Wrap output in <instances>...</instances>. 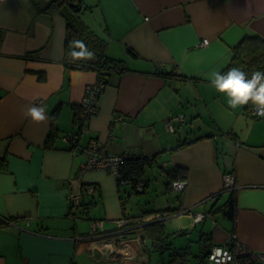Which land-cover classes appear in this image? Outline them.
I'll return each instance as SVG.
<instances>
[{"label": "crops", "instance_id": "0c3cea01", "mask_svg": "<svg viewBox=\"0 0 264 264\" xmlns=\"http://www.w3.org/2000/svg\"><path fill=\"white\" fill-rule=\"evenodd\" d=\"M50 1L0 0V30L5 34L0 41V264H153L151 251H146L152 245L142 238V226L125 225L129 240L124 247L117 242L124 232L118 220L149 212L157 217L161 212L156 211L168 208L173 209L164 218L168 234L184 235L188 227L196 232L205 224L196 233L200 250L190 246L194 256L174 264H202L203 233L211 235L214 246H222L236 232L252 252L264 253V118L256 119L244 105L231 108L207 79L232 62L241 40L264 39V0L75 1L89 29L106 41V53L131 70L112 76L88 132L80 135L74 107L81 105L97 73L65 67V19L58 13L38 14L35 6ZM204 40L209 44L199 47ZM157 71L170 76L162 78ZM40 104L46 106L49 121L22 116V110ZM179 113L185 118L180 123L185 124V140L171 131ZM52 123L58 130L53 147L46 148ZM69 133L81 147L98 139L109 156L159 154L146 171L164 157L161 172L184 167L188 185L175 192L179 196L171 207L146 204L140 214L130 215L122 189L132 185L119 188L117 177L104 171L86 172L79 180L87 157L78 148L69 150ZM146 171L144 188L142 183L137 187L141 193L148 186ZM230 173L238 186L231 217L222 207L233 193H223L228 199L222 207L219 195L223 177ZM74 192H81V206L69 203ZM99 199L105 215L96 219L91 207ZM220 212L225 220L218 223L215 214ZM201 214L206 218L198 221ZM181 217L190 223L173 221ZM209 219L215 221L211 226ZM94 221L101 223L96 235Z\"/></svg>", "mask_w": 264, "mask_h": 264}, {"label": "trees", "instance_id": "16d2710c", "mask_svg": "<svg viewBox=\"0 0 264 264\" xmlns=\"http://www.w3.org/2000/svg\"><path fill=\"white\" fill-rule=\"evenodd\" d=\"M77 0H52L49 2L47 6H40L35 5L37 8V13H58L66 22V39H65V49H64V64L69 70H82L85 72H96L97 78L103 80L105 84H109L111 78L115 74H124L128 73L130 70L124 64V61L118 58H113L106 53V41L101 40L97 34L93 30H90L89 27L84 23L83 19L81 18V11L80 4L76 5V8L71 7V3H75ZM82 3V0H78ZM76 4V3H75ZM5 37L4 31L0 30V41H2ZM73 40H82L85 46L95 54L94 59L90 60H75L69 57V52L72 50L70 49L69 45L70 42ZM39 51H34L32 53L39 54ZM27 59H31V55L26 56ZM41 60L40 58H38ZM232 62L225 68L224 71L226 72L231 67H238L241 68L243 71L247 73H251L253 71H264V39L261 37L256 36H248L241 40L234 49ZM155 75L165 78L170 76L169 73L163 72H155ZM186 79V76H182ZM44 79V75L40 73V80ZM246 110L249 111L256 119H262L264 116H255L253 114L254 106L249 102L247 105H244ZM74 124L78 127L79 132L77 133L80 135L84 129L85 125V118H81L82 107L81 105L74 107ZM59 112V107L55 110L51 117L53 121L58 117L57 114ZM96 115V113L94 114ZM88 124H86L87 127ZM88 128V127H87ZM58 128L52 123L50 127V131L46 138L45 147L52 148L53 139L56 136ZM183 146V145H181ZM179 147L178 149L182 148ZM70 151L73 150V147H70ZM159 154L154 156L153 158L143 157L142 155H138L136 153L129 154L128 158L124 160L121 164L119 169V176L117 177V186L122 187L123 183H129L133 186V190L136 193H141L137 190L138 185L143 182V178L145 176L146 167L148 164L151 163L152 160H155ZM166 175L169 177L168 180L165 182L166 188L170 190V186L174 181H182L184 178H187L188 171L184 167H172L168 170H165ZM143 188L144 184L142 183ZM140 186V185H139ZM223 190V187H222ZM222 190L219 192V195H222L224 192ZM78 193V192H75ZM230 200L224 204L222 207L223 212L226 216H232V209L235 207V192L231 190ZM81 194V192H80ZM93 196V194H90ZM217 195L216 197H219ZM161 212V213H160ZM173 212V209H164L160 211H156L157 218L148 220V222L143 223L142 229L140 230L142 237L148 242H151V247L147 245L146 251H151V249H155L161 253V255L165 251H169L170 258L166 264H174L175 260L180 258L182 260H187L188 257L194 256L190 252V246L182 249L173 248L171 249L172 245L169 242L171 235L166 232V224L164 222V218L169 216ZM154 213V212H153ZM155 213V214H156ZM150 214V212L148 213ZM147 213L141 216H149ZM206 218V216H205ZM129 220H139V217H127ZM3 222L0 220V225ZM139 228V227H138ZM138 230V229H137ZM126 233V232H125ZM127 235V234H126ZM170 235V236H169ZM211 235L203 233L200 241L202 244L201 251L199 257L204 258L202 260V264H205L206 259L208 257V252L214 246V244L210 240ZM185 262V261H183Z\"/></svg>", "mask_w": 264, "mask_h": 264}, {"label": "built area", "instance_id": "2783aa9c", "mask_svg": "<svg viewBox=\"0 0 264 264\" xmlns=\"http://www.w3.org/2000/svg\"><path fill=\"white\" fill-rule=\"evenodd\" d=\"M209 44L208 40H204L203 42L198 45L199 47H204ZM106 84L103 80L97 79L93 85L87 86L85 89L86 94L84 98L81 101V107H82V113L81 118H86L85 120V127L84 132H88V128L86 127V124L94 117V114L97 113V107H98V99L99 97L104 93ZM253 114L255 116H261L257 114L256 107L253 108ZM184 115L181 114L179 117L173 118V121L176 123H183L184 122ZM175 128H171V131H174ZM75 148H78L79 151H81L83 154L86 155L87 160L85 164L81 165L80 167V178L79 180H82V177L85 176L86 172H97V171H104V172H111L116 177L119 176V169L121 164L126 160L129 156V154H123L121 156H109L107 155L106 151L101 146L99 140L95 141L92 140L87 146L81 147L78 140H76L75 136L71 133L68 134L65 137ZM224 185L222 192H231L236 190L238 188L237 186V180L235 178V175L225 174L223 177ZM177 182V181H174ZM174 182H172L170 186V191L174 192H182L188 185V183L185 180L179 181L181 183L176 184L174 186ZM140 190H142V187H140ZM87 192L94 193L93 188H88ZM83 196L80 193H70V196L68 198L69 203L75 207V206H81L83 203L82 200ZM205 215H197L196 218L198 221L203 220ZM156 216H148V219L143 220L144 222H148V220L156 219ZM143 221H132L128 219H122L118 220L119 228L124 231V227H126V224L132 225L133 223L135 225H143ZM92 234L96 235L98 228L101 223L98 221L92 222ZM118 243L125 247L127 244V239L125 234L121 233V235H118ZM121 247L119 246L117 250H120ZM205 264H264V253H256L252 252L247 246L243 244L242 241H240L238 235L236 232H233L230 234L228 238V242L222 246H213L210 251L208 252V257L206 259Z\"/></svg>", "mask_w": 264, "mask_h": 264}, {"label": "rangeland", "instance_id": "374dc122", "mask_svg": "<svg viewBox=\"0 0 264 264\" xmlns=\"http://www.w3.org/2000/svg\"><path fill=\"white\" fill-rule=\"evenodd\" d=\"M84 20V19H83ZM85 23V21H84ZM86 24V23H85ZM87 25V24H86ZM183 113H179L176 117H179V115H181ZM174 127H175V132L177 133L178 136H175L178 140L181 138L182 140L186 139V134L184 133L185 129V124H177L174 121H172ZM169 132V130H168ZM170 133V132H169ZM171 135V134H170ZM164 157H162L161 159H159V161L157 162V164H155L153 166V168L150 170L148 168L147 172V190L146 193H135L133 192V186H126V189L123 187L122 189V196L124 198V203L126 205V210L128 211V213L130 215H136V214H140L143 209H145L146 204H148L147 206H150L151 208H154V206H161V207H167V206H172L174 203L177 202V198L179 196V194L175 193V192H166V185L164 184L167 181L166 175L163 174V172H161L160 166L163 165V160ZM153 173H152V172ZM102 175H104L106 178H109V175L111 174H106V173H100ZM112 176V175H111ZM113 177V176H112ZM165 177V178H164ZM115 178V177H113ZM165 179L164 181L162 180ZM126 184H123L122 186H125ZM228 199V194H223L221 197V206L223 203H225ZM213 201V200H212ZM148 202V203H147ZM220 206V207H221ZM91 211H92V217H95L96 219L99 218H104L105 215V211H104V206H103V201L102 200H98V204H93V206L91 207ZM218 223H221L222 220H225L223 213H217L215 214ZM139 221H143L148 219V216H139ZM177 219V218H176ZM180 220H173V221H178L180 223H190V221L186 218V217H181L178 218ZM132 221H137V220H133ZM229 220H227L228 222ZM176 222V223H178ZM175 223V222H173ZM213 223H215V221L213 219H209L208 221V226H211ZM134 224V223H133ZM205 224H201L196 232L194 230H192V228H187V230H185V234L184 235H179V234H174L173 232H170L169 234L171 235V238L169 240V242H171L173 245H181L183 244L186 247L191 246V248H193L195 251H199V247H198V243H197V238L200 236V234L196 235L197 231L200 232L201 228L204 227ZM211 231V228L209 229ZM179 232V231H176ZM187 233V234H186ZM193 234H195L193 237H191ZM169 235V236H170ZM181 247V246H179ZM181 249V248H178ZM193 250V251H194ZM151 255H152V263L153 264H157V262L161 261L160 264H163V259H165L166 262L169 261V256L168 253H166L165 255L161 256V253L155 249H151ZM192 264H196V261H194Z\"/></svg>", "mask_w": 264, "mask_h": 264}, {"label": "clouds", "instance_id": "9594fccd", "mask_svg": "<svg viewBox=\"0 0 264 264\" xmlns=\"http://www.w3.org/2000/svg\"><path fill=\"white\" fill-rule=\"evenodd\" d=\"M69 47L72 50L68 55L72 59L90 60L95 58L94 52L90 51L82 40L71 41ZM207 79L217 93L228 98V104L231 108L235 109L251 102L256 107L257 114L264 116V71L257 70L249 74L241 68L231 67L226 72L212 71ZM46 112L47 109L44 104L32 105L22 110V116L31 119L33 122H45L51 119ZM82 133H85L84 129ZM72 134L75 136L74 133ZM71 147L75 148L73 145ZM179 183L181 182H174V186ZM143 223L145 222L143 221ZM132 225L134 227L142 226ZM122 233L125 234V231ZM126 238L128 239L127 236Z\"/></svg>", "mask_w": 264, "mask_h": 264}, {"label": "water", "instance_id": "95a60500", "mask_svg": "<svg viewBox=\"0 0 264 264\" xmlns=\"http://www.w3.org/2000/svg\"><path fill=\"white\" fill-rule=\"evenodd\" d=\"M76 5H77V4H75V3H71V4H70V6H71V7H74V8H76ZM81 9H82V8L78 9V11H81ZM142 238H143V237H142ZM143 239H144V238H143ZM149 244H150V242H149Z\"/></svg>", "mask_w": 264, "mask_h": 264}]
</instances>
